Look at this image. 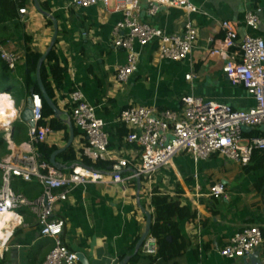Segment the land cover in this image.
Instances as JSON below:
<instances>
[{
    "label": "crops",
    "instance_id": "1",
    "mask_svg": "<svg viewBox=\"0 0 264 264\" xmlns=\"http://www.w3.org/2000/svg\"><path fill=\"white\" fill-rule=\"evenodd\" d=\"M71 2L39 0L41 9L42 5L47 6L49 12L42 10L58 22L54 51L64 69L61 86L51 82L55 94L53 102L62 116L58 118L54 114L45 119L44 126L51 129V119H57L61 124L59 130L52 129L53 133L44 142L49 148L62 150L67 146L71 135L68 123L71 122L75 134L71 147L77 158L86 150L87 140L71 119L70 94L75 87L80 88L89 104L97 107V116L106 123L110 145L104 161L112 165L120 160L129 162L131 167L124 171L127 176L137 167L141 156L138 147L125 141L126 130L120 128L124 126L119 123V117L130 106L181 111L182 98L190 95L240 111H248L255 106L253 97L243 87L233 86L228 81L227 64L220 57L211 55L210 50L223 38V21L238 24L240 40L245 36L264 40V0H191L198 9L190 17L199 37L190 58L183 62L165 61L157 52V44L146 48L136 46L140 56L138 71L126 83L116 79L117 68L127 61V54L113 47L115 28L123 19L115 9L116 1L113 0L109 8L99 5L88 9L73 8ZM148 7V2L141 3L142 22L167 34L182 33L188 19L185 11L162 9L151 17L147 14ZM22 9H27L26 16L19 14L18 20L0 27V39L8 38L0 49L5 48L20 56L14 80L4 89L10 95L22 91L26 54L35 52L43 55L55 33L53 20L37 11L33 0H29ZM249 11H259L257 30L245 24ZM189 74L193 78L187 81ZM10 97L20 114L31 96L21 99L18 107L15 98ZM17 123L26 128V139L19 143L13 140ZM2 127L4 134L0 133V142L5 143L9 153L3 151L0 160L11 154L8 138L15 146L29 139V125L24 120L12 118L8 125L3 124ZM258 133L261 134L251 129L245 132L244 137L249 139ZM123 134L126 136L122 137ZM5 136H8L4 139L6 142L2 139ZM56 160L64 166L58 157ZM72 167H66L64 172L69 173ZM110 181L108 178L104 183L75 187L69 200L60 204L56 211V218L65 222L64 244L88 264H120L127 257L132 258L129 262L132 264L136 245L146 230V213L152 216L153 222L151 199L156 192L179 201L195 215L192 219L177 220L187 248L181 257L170 260L143 253L137 264H251L244 258H223L220 251L247 227H259L264 236V155H255L249 168H243L218 155L197 162L183 153L176 156L169 166L160 169L151 181L134 180L129 187L110 184ZM18 183H15V190L20 192L22 187ZM219 183L225 185V194L214 199L210 196L211 188ZM25 184L26 196L38 198L41 194L39 185ZM24 214V225L10 231L11 235L8 233L7 240L3 239L4 243L0 244V264H43L55 246L53 240L41 238L35 217L29 212L24 211ZM258 253L264 264V247ZM152 258L155 261L152 262Z\"/></svg>",
    "mask_w": 264,
    "mask_h": 264
},
{
    "label": "built area",
    "instance_id": "2",
    "mask_svg": "<svg viewBox=\"0 0 264 264\" xmlns=\"http://www.w3.org/2000/svg\"><path fill=\"white\" fill-rule=\"evenodd\" d=\"M112 1L72 0L71 7L88 9L103 5L109 8ZM114 1L115 9L122 14L123 19L115 28L113 47L127 54L126 64L116 70L118 82H128L138 71L140 56L136 46L146 48L157 44L161 60L171 62L188 60L196 49L199 33L190 16L198 9L191 0ZM143 1L148 2L147 14L151 17L162 9L185 11L188 19L182 33L167 34L142 22ZM19 14L24 17L28 11L21 9ZM245 24L257 30L260 25L259 11L247 12ZM221 30L223 38L214 45L210 54L220 57L227 64L228 81L233 86L243 87L253 97L255 106L248 111H240L192 95L182 98L181 111L158 110L144 105L130 106L121 113L119 123L129 130L125 141L138 147L141 156L139 164L129 176L124 175V171L131 164L124 160L112 165L109 171H92L83 164H76L69 173L43 161L37 146L44 143L53 130L49 126L39 125L44 120V101L41 95L32 94L30 99L35 126H29L28 141L15 146L8 136L2 138H8L11 154L0 160V217L14 216L0 231V243H4L3 237L10 231L24 225V211L29 212L35 217L41 238L55 242L43 264H81L79 255L72 252L62 240L65 222L56 218L59 205L69 200L75 187L104 183L108 178H111L110 184L123 187H129L134 180L151 181L160 169L169 166L176 156L183 153L197 162L218 155L243 168L251 164L257 152L264 153V40L255 36H245L240 40L238 24L232 21H223ZM0 56L9 70L15 72L20 56L5 48L0 49ZM192 78V74L186 76L187 81ZM70 105L71 119L87 140L86 156L93 163L104 160L108 155L110 138L106 123L97 116V107L86 101L78 87L70 94ZM27 106L28 103L20 114L15 109V116H9L8 119L22 121V113ZM3 128H0V133ZM245 128L261 134L247 139L244 137ZM16 182L37 183L41 194L36 199H30L15 190ZM225 189L224 184H216L211 188L210 196L220 199ZM55 227H59V231H54ZM263 247L262 230L250 226L237 233L221 249L220 254L223 258L236 260L253 255ZM141 250L145 255H157L158 240L149 235Z\"/></svg>",
    "mask_w": 264,
    "mask_h": 264
},
{
    "label": "trees",
    "instance_id": "3",
    "mask_svg": "<svg viewBox=\"0 0 264 264\" xmlns=\"http://www.w3.org/2000/svg\"><path fill=\"white\" fill-rule=\"evenodd\" d=\"M28 1L29 0H0V27L4 28L8 23L18 20L19 10L22 9L28 3ZM42 9L45 12H49L47 6L45 5H42ZM50 23L52 24L51 20ZM7 40L8 38L0 39V46L6 44ZM28 41L29 39L26 37V42ZM41 57L42 54L35 52L27 53L25 56L24 74L22 75L21 81L22 91H15V93L11 95L13 98H15L18 106L20 105V101L23 98L26 99L32 94L41 95L40 86L36 77L37 66ZM63 77L64 69L60 66L58 57L53 50L47 57L41 71V80L48 93V96L52 101L55 98V94L51 82H53L57 87H60L63 83ZM13 80L14 72L9 70L7 64L1 59L0 56V95H8L10 97L8 93H5L4 89L6 86L10 85ZM10 99L13 100L11 97ZM53 115V110L46 103H44V120L39 125L44 126L45 119H49ZM50 125L54 130H59L61 128L60 121L57 119H51ZM124 127L121 126L120 128H122L124 131L126 130L125 133L128 135L129 132H127V129ZM124 135L125 134H123L122 137ZM21 139H26V128L23 126V124L17 123L15 125L13 140L16 143H19ZM6 147L7 146L4 142H0V150L8 154L9 152L6 150ZM37 151L40 153L41 159L43 161L50 163L52 155L58 150L56 148H49L44 143H41L37 146ZM257 154L264 155V153L260 154L259 152H257L255 155ZM58 160L68 168L76 164H83L93 167L98 171H109L112 166V163L106 162L104 160H98L96 163H93L86 156L85 152H82L81 157L77 158L73 147L68 148L65 152L60 154L58 156ZM245 168H249V166ZM18 184H20L22 187L19 191L27 195L23 189L24 185L27 184L24 182H20ZM151 207L154 209V215L150 235L158 240V254L156 258L170 260L181 257L187 248V244L181 235L177 220L192 219L195 217V215L191 214L190 211L185 206H182L179 201H176L170 196L163 195L158 192L152 196ZM142 257L143 252L140 250L133 258L132 264H137ZM153 261H155V258H152V262Z\"/></svg>",
    "mask_w": 264,
    "mask_h": 264
},
{
    "label": "water",
    "instance_id": "4",
    "mask_svg": "<svg viewBox=\"0 0 264 264\" xmlns=\"http://www.w3.org/2000/svg\"><path fill=\"white\" fill-rule=\"evenodd\" d=\"M33 2H34V5H35V8H36L37 11L41 12L42 14L48 16L50 19L53 20V25H54L55 33H54L52 42H51L48 50L42 55L41 59L39 60V63H38V66H37L36 76H37V81H38L39 86H40L41 96L43 98L44 103H46L53 110L54 114L58 118H60L62 116V113L57 108V106L54 104V102L50 99V97L48 96V93H47V91H46V89H45V87L43 85L42 80H41V71H42L43 64L45 63V61H46L47 57L49 56V54L54 50V47H55L56 42H57V39H58V33H59L58 22H57V20H55L54 18H52L50 15L46 14L41 9L39 0H33ZM31 105H32V100L29 98L28 99V106H27V108L23 112V120L30 127H34L35 126V123L33 121V118L34 117H33V111H32V106ZM68 124H69L70 129H71V135H70L69 142H68L67 146L64 149L56 151L52 155L51 161H50L51 164L54 167H56L57 169H59L60 171L66 170V167L65 166H62L60 163H58L56 159H57V157L60 154H62L68 148H70L72 146V143H73L74 137H75L73 124L71 122H69ZM244 130L245 131H251V128H245ZM85 167L87 169H89V170L96 171V169H94L93 167L86 166V165H85ZM139 190H140V184H139ZM146 215H147V226H146V230H145L144 234L142 235V237L140 238L139 242L136 245V253L135 254H138V252L142 249V247H143V245L145 243V240L147 239V237L150 235V232H151L152 216L149 213H146ZM79 259H80L81 264H88L86 262V260L84 258H82L81 256H79ZM131 259H132L131 257H127L120 264H129V262H130ZM244 260L245 261H250L251 264H262V262L259 260V253L258 252L255 253V254H253V255H250V256L245 257ZM255 260H256V263H255Z\"/></svg>",
    "mask_w": 264,
    "mask_h": 264
},
{
    "label": "bare ground",
    "instance_id": "5",
    "mask_svg": "<svg viewBox=\"0 0 264 264\" xmlns=\"http://www.w3.org/2000/svg\"><path fill=\"white\" fill-rule=\"evenodd\" d=\"M4 97L0 96V110H3V112L6 114L7 118H9V116L7 115L8 113L15 111V107H14V102H12L11 108L6 107L7 101H5L3 99ZM9 120V119H8ZM3 124L0 123V128H2ZM14 215H3L0 217V231L3 230V228L6 226V224L8 222H10V220L13 218ZM3 236V233H2Z\"/></svg>",
    "mask_w": 264,
    "mask_h": 264
},
{
    "label": "clouds",
    "instance_id": "6",
    "mask_svg": "<svg viewBox=\"0 0 264 264\" xmlns=\"http://www.w3.org/2000/svg\"><path fill=\"white\" fill-rule=\"evenodd\" d=\"M3 99L5 101H7L6 107L11 108V105H12L11 99L9 97H7V96H5ZM7 115L14 117L15 116V112L12 111V112L8 113ZM0 123L5 124V125L9 123V120H8L6 114L3 112V110H0ZM53 230L54 231H59V227H55ZM8 235H11V233H9ZM7 238H8L7 236L3 237L4 240H7Z\"/></svg>",
    "mask_w": 264,
    "mask_h": 264
},
{
    "label": "rangeland",
    "instance_id": "7",
    "mask_svg": "<svg viewBox=\"0 0 264 264\" xmlns=\"http://www.w3.org/2000/svg\"><path fill=\"white\" fill-rule=\"evenodd\" d=\"M17 85H18V84H17ZM4 91H5V90H4ZM6 91H7V90H6ZM10 93H13V90H12V92H10ZM17 107H18V105H17ZM2 134H4V133H2ZM0 135H1V134H0ZM1 154H3V151L0 152V155H1ZM0 179H1V178H0Z\"/></svg>",
    "mask_w": 264,
    "mask_h": 264
}]
</instances>
